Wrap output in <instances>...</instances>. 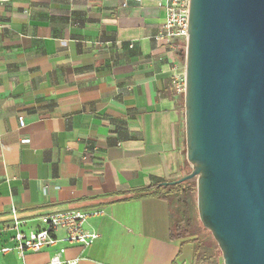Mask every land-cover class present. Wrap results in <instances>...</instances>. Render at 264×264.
<instances>
[{"label":"crops","instance_id":"0c3cea01","mask_svg":"<svg viewBox=\"0 0 264 264\" xmlns=\"http://www.w3.org/2000/svg\"><path fill=\"white\" fill-rule=\"evenodd\" d=\"M164 19L158 0L0 1V249L14 245L13 207L25 231L46 213L97 211L85 227L100 235L0 264H44L58 248L78 264H210L197 236L173 238L161 197L192 167L172 83L186 49L156 40Z\"/></svg>","mask_w":264,"mask_h":264},{"label":"water","instance_id":"95a60500","mask_svg":"<svg viewBox=\"0 0 264 264\" xmlns=\"http://www.w3.org/2000/svg\"><path fill=\"white\" fill-rule=\"evenodd\" d=\"M185 126L197 208L224 264H264V0H191Z\"/></svg>","mask_w":264,"mask_h":264},{"label":"built area","instance_id":"2783aa9c","mask_svg":"<svg viewBox=\"0 0 264 264\" xmlns=\"http://www.w3.org/2000/svg\"><path fill=\"white\" fill-rule=\"evenodd\" d=\"M5 1V0H0ZM191 0H158V5L164 9L165 19L156 40L166 41L170 47H180L179 41H183L187 49L189 38V17ZM172 83L175 91L185 96L186 92V65L175 64L172 71ZM20 124L24 125L23 117ZM24 141H28L25 139ZM97 211L65 210L43 214L40 217L42 226L39 229L25 231L26 220L21 218L15 207L12 208V227L14 245L0 249L1 253L15 251L21 258L27 253L39 252L44 249L64 245L79 244L88 247L99 238V233L86 229L85 223L89 217L98 214ZM64 235L59 236V231ZM79 259H65L62 249L58 248L48 262L44 264H78ZM222 264L224 262L222 261Z\"/></svg>","mask_w":264,"mask_h":264},{"label":"trees","instance_id":"16d2710c","mask_svg":"<svg viewBox=\"0 0 264 264\" xmlns=\"http://www.w3.org/2000/svg\"><path fill=\"white\" fill-rule=\"evenodd\" d=\"M166 190H168L169 192H174V194H162L161 197L164 198H172L173 200H176L177 202H182L183 204L187 205L188 207H190L191 209V217L188 218L189 224L186 226L185 224V220L182 218L180 220H178L175 223L174 229L173 231H176V234H173V238H182V237H190V236H197V239L200 242H204V246L206 245V254H210L207 257V262H209L210 264H218L217 260L218 257L216 256V253L214 251V247L212 244L208 243L206 241V239H203L201 241L200 239V231L201 230L199 228V226L196 223V220L194 219V215L197 211V207L194 201V192H195V188L192 185V180L186 181L184 183L181 184H177L174 186H168L166 187ZM215 259H214V258Z\"/></svg>","mask_w":264,"mask_h":264},{"label":"rangeland","instance_id":"374dc122","mask_svg":"<svg viewBox=\"0 0 264 264\" xmlns=\"http://www.w3.org/2000/svg\"><path fill=\"white\" fill-rule=\"evenodd\" d=\"M192 169V167H191ZM190 169V171H191ZM192 185L194 186L195 188V192H194V201H195V204H196V207H197V199H198V194H197V178L195 179H192ZM168 202H169V213L171 214V217L173 219L174 222H177L178 220L180 219H184L186 222V226L189 224V221H188V218L191 217V209L190 207H188L187 205L183 204L182 202H177L176 200H173L172 198H169L168 199ZM194 219L196 220V223L197 225L199 226V228L201 230L200 231V239L201 241L203 239H206V241L210 244L213 245L214 247V251L215 253L217 254V256L223 260L222 258V253H221V250L217 244V242L215 241L211 231L207 228H205L199 218V213H198V208H197V211L194 215ZM200 245H201V248L203 251H206V245L204 246V242H200ZM206 253L203 252L202 255L203 256H206L205 255Z\"/></svg>","mask_w":264,"mask_h":264}]
</instances>
